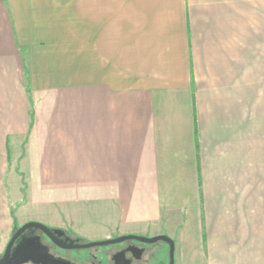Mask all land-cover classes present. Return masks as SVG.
<instances>
[{
    "label": "crops",
    "instance_id": "obj_1",
    "mask_svg": "<svg viewBox=\"0 0 264 264\" xmlns=\"http://www.w3.org/2000/svg\"><path fill=\"white\" fill-rule=\"evenodd\" d=\"M32 209L264 264V0H0V253Z\"/></svg>",
    "mask_w": 264,
    "mask_h": 264
},
{
    "label": "flooded vegetation",
    "instance_id": "obj_2",
    "mask_svg": "<svg viewBox=\"0 0 264 264\" xmlns=\"http://www.w3.org/2000/svg\"><path fill=\"white\" fill-rule=\"evenodd\" d=\"M19 227L13 230L0 253V263L5 259L6 264H115L118 256L123 254L129 264H149L155 254L148 251L144 244L132 240L108 246L80 247L96 241H88L61 228L47 226L50 235L37 228H28L18 234L4 258L7 244ZM23 258L30 259L20 261Z\"/></svg>",
    "mask_w": 264,
    "mask_h": 264
},
{
    "label": "water",
    "instance_id": "obj_3",
    "mask_svg": "<svg viewBox=\"0 0 264 264\" xmlns=\"http://www.w3.org/2000/svg\"><path fill=\"white\" fill-rule=\"evenodd\" d=\"M28 228H37V229H40L41 231H43L44 233H46L48 235L51 234V232L47 226H45L41 223H38V222H27V223L21 225L19 227V229L17 230V232L13 235V237L11 238L9 243L7 244L6 253H5L4 258L7 257V253L9 252V250L13 244V241L17 237V235L20 234L21 232H23L24 230L28 229ZM128 240L137 241V242H140L142 244H152V243H155L157 241L165 242L169 246V264H174V243L169 237H167L165 235H158V236H153V237L136 236V235H123V236H118V237L113 238V239H106V240H102V241L91 242L89 244L82 245L80 247L89 248V247H96V246H108V245H113V244H119V243H122V242H125ZM18 252L19 251L16 252L15 256H17ZM28 259H30V258H23L20 261H26ZM4 260L1 261L0 264H6V263H4ZM115 264H129V261H127L125 259L124 255L121 254L116 259Z\"/></svg>",
    "mask_w": 264,
    "mask_h": 264
},
{
    "label": "rangeland",
    "instance_id": "obj_4",
    "mask_svg": "<svg viewBox=\"0 0 264 264\" xmlns=\"http://www.w3.org/2000/svg\"><path fill=\"white\" fill-rule=\"evenodd\" d=\"M39 211L40 210H37V209L29 210L30 216L35 218V219L29 220L28 222H38V223L45 225L43 222H40L39 220L36 219V217H38ZM45 226H47V225H45ZM15 227L16 226L14 225V228ZM108 239H111V238H108ZM99 241H102V240H99ZM144 245L146 247H148V251L151 250L152 252L155 253L152 260L149 262V264H160V262H162L164 264H169V246H168V244H166L163 241H157V242L152 243V244H144ZM5 246H4V248H5ZM4 248H3V250H4Z\"/></svg>",
    "mask_w": 264,
    "mask_h": 264
}]
</instances>
